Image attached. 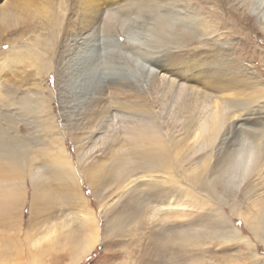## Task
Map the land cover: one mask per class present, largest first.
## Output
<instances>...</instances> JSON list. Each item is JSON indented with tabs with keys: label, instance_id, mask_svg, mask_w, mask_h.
I'll use <instances>...</instances> for the list:
<instances>
[{
	"label": "rangeland",
	"instance_id": "rangeland-1",
	"mask_svg": "<svg viewBox=\"0 0 264 264\" xmlns=\"http://www.w3.org/2000/svg\"><path fill=\"white\" fill-rule=\"evenodd\" d=\"M239 1L99 0V4H108L105 10L84 13L81 0H0V264H70L69 252L63 249L64 233L83 232L82 226L97 233L99 240L78 264H120L125 259L112 255L132 250L133 236L128 231L134 232L135 226H128L121 236L106 238L109 219L130 210L131 191L142 197L154 195L142 178L122 190L124 180L117 181L106 170L110 157L125 141L120 135L121 120L106 119L102 133L88 134L94 106L111 87L103 84L91 91L93 87L87 88L83 76H78L84 61V47L79 44L82 37L114 38L118 42L114 51L117 63L127 60L132 64L127 56L132 52L150 64L156 44L163 64L180 61L189 66L165 113L158 114L143 132L147 141L172 149L176 161L181 148L182 155H188L185 147L193 138L187 140L186 135L181 141L165 131L169 115L174 127L188 132L205 111L209 114L217 102L233 97L234 92L264 100V0H252V7ZM172 29L188 32L187 38L176 39ZM170 40L174 43H167ZM169 49L174 52L164 54ZM137 71L147 87L134 94L150 95L158 73ZM227 86L230 90H223ZM194 95L199 100L190 99ZM214 155L212 152L211 163ZM134 172L137 175L125 179L142 175L140 170ZM176 191L166 203L160 198L147 200L150 210L154 209L149 211L156 210L157 216L146 215V228L139 229L140 233L163 230L178 220L189 222L209 213L210 207H201L196 201L202 199V193H189V197ZM236 196L240 204L232 209L224 205L221 212L259 246L264 257V244L249 228L252 217L264 207V156ZM192 247L187 248L188 258L195 263L202 255H194L198 248ZM200 248L207 261L250 253L239 240L219 244L214 239Z\"/></svg>",
	"mask_w": 264,
	"mask_h": 264
},
{
	"label": "bare ground",
	"instance_id": "bare-ground-1",
	"mask_svg": "<svg viewBox=\"0 0 264 264\" xmlns=\"http://www.w3.org/2000/svg\"><path fill=\"white\" fill-rule=\"evenodd\" d=\"M98 1L81 0L80 9L84 13L105 10L108 4L105 2L99 4ZM240 1L244 5L246 3L248 7H252V0ZM257 1L255 0V3ZM251 9L253 10V8ZM99 17L101 16L99 15ZM170 32L175 38L185 39L188 36V32L183 30L174 31L172 29ZM105 37L99 36L95 37L96 39L90 38L89 40L87 37L85 39L82 37V41L79 42L81 47H84L81 51L84 55V61H79L81 63L79 67L77 66L80 70L78 76H83L81 80L84 78L87 88L93 87L91 91L94 88L103 86V84L109 85V88L111 87V90L103 96L105 97L104 100L94 106V114L90 116V126L87 125L89 127L88 134L102 133L104 131L102 130L103 121L106 119L108 122L121 120L119 124L122 130L120 135L123 137L122 141H125L122 144L123 147L121 146L122 148L116 150L110 157V163H108L106 170L110 171L117 181L124 180V184L121 186L122 190L127 189L131 184L142 178L143 181L144 179L147 180L149 191L154 194L151 196V193H147L146 197H142L141 193L135 195L134 191H131L132 193L128 199L130 210L123 211L109 219L110 223L105 235L106 238H113L115 235L121 236L120 233L123 234L127 231L128 226L130 227L132 224L135 226L134 232L130 233L131 230L128 231L133 236L130 237L132 250L125 251L123 254L116 252L117 254L112 255V258L123 257L125 260L120 264H187V261L192 259L188 258V247L193 246L198 248L197 252L192 249L193 254L196 256L202 255V258L195 263L192 259L191 263L188 262L189 264H264V257L259 253V246L244 235L242 229L232 222L229 215L221 212L224 205H228L232 209L240 204V200L236 196L238 190L246 178L256 172L259 165H261L264 156V100L261 102V100L243 98L244 92H234V94H231V96L234 95L233 97H224L225 99L217 102L209 114L205 111L200 116L199 122L195 123L191 129L189 128L188 132L187 129L183 130L184 127H174L170 122L172 119L169 115L165 122L166 127L163 128L165 131L171 132L174 139L181 140L186 135L187 140L193 138V143L187 148L185 147V152H189L188 155H182L184 149L181 148L177 152L180 157L174 161L171 153L172 149H168L169 147L162 144L159 145L156 141H147L143 132L148 123L157 120L155 118L158 114L165 113L164 109L171 101L172 93L175 91L176 86L182 85V82L179 84L182 80V74L189 66L185 67L182 62L176 60L173 64L172 62L167 64L168 66L163 64L162 53L159 52L160 48L155 44L154 55L149 60L151 65L156 66L154 69L159 76H156L155 90L150 95L147 93V96L134 94L137 91L138 93L145 91L147 87V83L145 84L144 80L143 82L140 80L138 68L155 70L146 61V64L140 61L139 56L132 52L127 55L128 59L133 61L132 64L127 63V60L126 63H124L125 61L115 62L114 51L118 48V42L114 38ZM179 40H177V44ZM130 43L132 44L131 47L134 48V43ZM167 43L172 44L174 41L171 42L170 40ZM179 46H182V44ZM169 52L174 51L169 49L164 54L167 55ZM133 65L137 66V70L135 69L136 66ZM231 69L235 70L234 67H231ZM183 87L181 88L183 89ZM114 89L118 92L114 93ZM227 89L230 90L228 86L223 88V90ZM190 99L197 101L199 97L194 95ZM195 118L198 119L196 116ZM124 120L126 121L123 122ZM100 122L103 123L100 124ZM136 131L137 133H135ZM172 135L169 136L172 137ZM208 150L215 153L213 163H211L213 160L212 152ZM194 158L193 163L191 160ZM185 163H189V174L188 170L186 172ZM181 169L182 171H180ZM139 170L142 171V175L132 178L131 174L137 175L134 174V171ZM184 172H186V175H184ZM129 174L131 176L125 179ZM176 190L188 193L189 197H191L189 193L195 195L196 193H202L200 196L202 199H196V201L201 207H210L209 213L196 217L189 222H178L179 220H176L177 222L172 223L173 226L163 230H149L147 233H140L139 229L146 228V215L152 213V217L157 216L156 210L150 212L153 208L150 210L151 204L147 200L160 198L161 201L166 203L172 192ZM171 201L173 200L171 199ZM247 220L249 221V219ZM249 228L252 235L264 244V207L252 217ZM82 231L75 233V230H69L64 233L65 245L63 249L69 252L70 264H78L92 252L99 240L97 233L94 234L89 227L82 226ZM214 239L219 244L239 240L247 246L248 252H250L247 253L248 258L238 256L234 259L229 254L228 256L224 255V258L217 261L203 260L204 250H201L203 248L200 247L207 241H214Z\"/></svg>",
	"mask_w": 264,
	"mask_h": 264
}]
</instances>
